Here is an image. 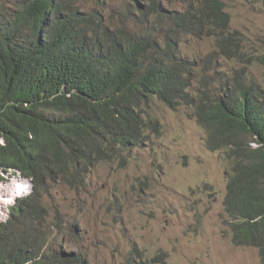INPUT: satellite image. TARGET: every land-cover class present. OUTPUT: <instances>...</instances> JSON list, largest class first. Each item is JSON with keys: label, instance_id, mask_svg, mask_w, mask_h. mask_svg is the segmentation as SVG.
I'll return each mask as SVG.
<instances>
[{"label": "trees", "instance_id": "trees-1", "mask_svg": "<svg viewBox=\"0 0 264 264\" xmlns=\"http://www.w3.org/2000/svg\"><path fill=\"white\" fill-rule=\"evenodd\" d=\"M132 1L134 31L102 27L62 0L0 12V171L32 181L0 221V264H86L78 250L52 249L41 198L58 177L77 192L98 163L145 146L154 99L193 108L207 148L226 151L230 231L264 263V88L236 66L214 80L206 67L192 76L196 60L181 53L180 40L213 38L214 73L222 60L251 63L252 56L230 29L223 0H189L181 8ZM160 255L149 264L164 263Z\"/></svg>", "mask_w": 264, "mask_h": 264}, {"label": "rangeland", "instance_id": "rangeland-1", "mask_svg": "<svg viewBox=\"0 0 264 264\" xmlns=\"http://www.w3.org/2000/svg\"><path fill=\"white\" fill-rule=\"evenodd\" d=\"M29 1L0 0V12L12 14ZM62 1L79 14H94L102 27L117 30L124 24L128 31L135 30L127 12L132 0ZM160 1L165 8H181L189 0ZM223 2L230 29L240 33L252 62L222 60L214 73L215 61H208L215 57L214 39L203 35L182 36L181 53L196 60L192 76L206 67L203 73L214 80L226 72L229 76L236 66L264 88V0ZM149 114L152 124L145 146L98 163L85 191L71 190L58 177L41 198L48 210L45 223L53 226L44 228L54 234L52 249L78 250L86 264H128L131 252L141 255L143 263L137 264H149L159 253H164V263L153 264H260L259 251L235 243L228 225L223 203L230 167L226 151L207 148V131L191 107L170 108L154 99ZM3 177L1 206L30 193L31 182L23 175Z\"/></svg>", "mask_w": 264, "mask_h": 264}, {"label": "bare ground", "instance_id": "bare-ground-1", "mask_svg": "<svg viewBox=\"0 0 264 264\" xmlns=\"http://www.w3.org/2000/svg\"><path fill=\"white\" fill-rule=\"evenodd\" d=\"M135 2H137L136 4H138L139 6H144V1L143 0H139V3H138V1H135ZM234 31H236V30H233V32ZM246 66V65H245ZM232 68L233 69H235L233 66H232ZM245 69H246V67H245ZM226 76H228V74H227V72H226ZM251 79L252 80H254V78H252L251 77ZM252 122V121H251ZM37 126V125H36ZM257 127V126H256ZM37 128V127H36ZM251 143H252V141H251ZM252 145H254V144H252ZM255 146V145H254ZM139 148V147H138ZM19 173V172H18ZM21 174V173H20ZM91 174V173H90ZM90 174H88L87 175V180H88V178H89V176H90ZM29 179V178H28ZM86 186H87V181L85 182V183H83V184H79L78 185V188H77V192H79V191H85L86 190ZM23 192V191H22ZM1 193V192H0ZM4 194H0V196H3ZM225 210V209H224ZM201 229V228H200ZM234 242H235V240H234ZM236 243V242H235ZM131 252V251H130ZM154 253V252H153ZM133 255L134 256V262H133V264L134 263H140V261H141V263H143V261L141 260V259H139V257L141 258V255L140 254H135L134 252H131V253H129L128 254V257L130 256V255ZM159 254H161V253H159ZM168 254V253H167ZM156 257V256H155ZM260 264H264L263 263V261L262 260H260Z\"/></svg>", "mask_w": 264, "mask_h": 264}, {"label": "clouds", "instance_id": "clouds-1", "mask_svg": "<svg viewBox=\"0 0 264 264\" xmlns=\"http://www.w3.org/2000/svg\"><path fill=\"white\" fill-rule=\"evenodd\" d=\"M8 173H12L11 171H9ZM0 174L3 176L5 173H2L1 171H0ZM4 178V177H3ZM5 180V179H4ZM4 180H0V183H2ZM31 183V191H32V181L30 180V179H28ZM30 191V192H31ZM76 192V191H75ZM1 194V193H0ZM1 197V196H0ZM2 197H4V196H2ZM23 197V196H22ZM16 201V198L13 200V203L10 205V206H1L0 205V221H2V220H6L7 218H8V208L9 207H11L13 204H14V202ZM5 210H4V209ZM4 212H6V215H5V218H3V216H4ZM248 247H250V246H248ZM254 248V247H253Z\"/></svg>", "mask_w": 264, "mask_h": 264}]
</instances>
